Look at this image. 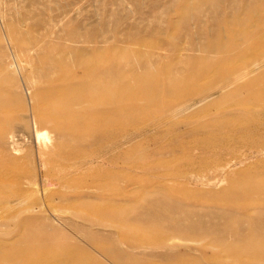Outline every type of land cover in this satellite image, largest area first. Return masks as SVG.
Returning a JSON list of instances; mask_svg holds the SVG:
<instances>
[{"label":"rangeland","instance_id":"rangeland-1","mask_svg":"<svg viewBox=\"0 0 264 264\" xmlns=\"http://www.w3.org/2000/svg\"><path fill=\"white\" fill-rule=\"evenodd\" d=\"M236 1L240 5L242 0ZM62 5L68 13L65 29L59 27L60 19L54 13V35L59 34L66 42L71 41L70 33L79 32L84 37L82 44L66 42L42 49L35 63L19 70L10 61L11 52L0 47V77L13 80L16 95L6 103L11 97L0 88V246L19 227L18 220H10V210L4 204L21 195L28 206L51 204L47 223L70 238L72 234L62 220L68 221L73 230H89L102 240L112 236L118 240L119 222L124 220L128 237L153 239L152 248L145 252L124 250L137 255L142 264H241L245 260L241 254L228 251L234 245V239L228 237L241 229L245 233L257 230L249 219H256L257 212L264 211V194L244 193L253 185L264 189V126L245 139L225 137L226 130L212 125L221 112L230 110L221 94L183 119L190 126L177 131L148 130L114 155L109 154L113 142L133 134L136 128L150 126L156 119L152 112L132 121L126 113L118 115L113 106V114L104 116L106 124L101 122V112L91 116L78 140H61L47 128L49 141L45 144L27 130L22 108L40 106L55 113L60 109L58 99L87 93L95 84L104 90L93 96L87 94L88 100L106 103L119 96L118 79L129 80L131 76L129 72L108 73V67H128L138 72L151 60L148 53L156 46L166 55L158 75L164 78L169 72L179 83L185 82L193 68L214 62L204 50L218 35L219 21L245 13L232 2H222L220 9L213 11L200 0H65ZM88 40L93 43L84 42ZM95 43L102 47L100 54L93 52ZM77 46L84 55L90 54L86 70L92 71L79 83L72 77L84 73L74 67L76 58L70 55ZM22 50L27 55V47ZM61 53L64 63L55 62ZM18 59L13 60L19 64ZM98 67L106 69L111 86L101 81ZM219 81L209 76L200 84L212 90ZM137 100L144 104L146 97L139 95ZM158 102L172 106L180 102V96L167 94ZM259 113L264 122V108ZM210 120L207 133L201 127ZM56 143L67 150L87 148L91 157H110L89 171L64 178L72 171L74 160L45 166L40 155L42 146ZM210 145L211 150H206ZM181 227L186 229L184 235L176 233ZM162 231H166L164 237L159 236ZM168 238H175L177 249L160 248L170 243ZM10 263L14 264L11 260L0 264Z\"/></svg>","mask_w":264,"mask_h":264},{"label":"bare ground","instance_id":"bare-ground-1","mask_svg":"<svg viewBox=\"0 0 264 264\" xmlns=\"http://www.w3.org/2000/svg\"><path fill=\"white\" fill-rule=\"evenodd\" d=\"M12 1L0 0V35L2 37L0 47L5 46L6 51L11 52L10 61L18 70L27 64L35 63L42 49H52L55 44L66 42L75 45L83 43L84 37L79 32L70 33L71 41L66 40V42L65 38L63 41L59 34L54 35V30L57 28L52 25L54 13L60 19L59 27L65 29V20L68 16L66 8L62 5L65 0H23L21 4ZM200 1L202 5H210L213 11L220 9L222 2H232L234 6L237 5L236 9L245 13L244 16L233 15L229 16V19L224 18L219 21L218 35L216 37L212 35L215 37L214 40H210L204 50L206 54L213 56V63L193 68L189 72L187 81L179 83L169 72L164 78L158 75L166 55L160 46L153 47L148 53L151 60L145 63L138 72L131 71L128 67L115 65L108 67V73L114 74L119 71L120 74L127 75L129 72L131 76L129 80L118 79L119 96L110 98L106 103L88 100L87 94L93 96L104 90L100 87L101 85L95 84L89 87L87 93L69 99H58L57 106L60 109L55 113H48L40 106H35L31 110L22 108L25 112L23 121L32 137L38 140L43 139L46 144L49 141L47 131L49 128L58 134L61 140L67 138L78 140L84 134V127L91 116L101 112V122L106 124L104 116L108 118L110 114H113V106L117 107L118 115L126 113L132 121L142 114L152 112L156 119L150 126L142 129L136 128L133 134L123 135L121 139L113 142L109 154L114 155L117 151L131 146L138 134L148 130L177 131L182 127L190 126L183 119L194 108L211 104L216 94H221L228 102L230 110L221 112L220 117L214 120L212 125L220 131L226 130L225 137L230 139L251 137L256 128L264 126L263 114L259 113V109L264 108V0H242L240 5L236 0ZM227 32L229 35L225 34ZM84 42L93 43L89 40ZM95 44L93 52L100 54L102 47ZM23 46L27 47V55L23 53ZM70 55L76 58L73 61L74 67L84 73V76L74 75L72 81L82 82L88 74L91 75L92 71L86 70L88 58L91 56L90 54L84 55L79 48L73 49ZM18 56L23 60H19ZM15 57L20 61L19 64L13 60ZM62 57L63 53L57 60L54 58V61L64 63ZM44 58L48 59V57ZM105 70L98 67L96 72L101 81L111 86L113 82L109 75L104 73ZM32 71L37 72L35 69ZM209 76L220 80L212 90L211 87L206 88L200 84ZM0 88L5 89L11 97L6 103L16 98L13 80L0 77ZM167 94L179 95L180 102L172 106L160 105L159 99ZM139 95L146 97L144 104L138 102ZM118 120L122 122V117L120 116ZM201 128L207 130L208 133L211 120ZM87 150L82 147L78 150H67L61 144L56 143L51 147L42 146L40 155L45 166H54L58 162L74 160L72 171L64 177L73 178L89 171L93 165L107 161L110 157L108 154L91 157L88 156ZM206 150H211V145ZM194 184L198 182L194 181ZM244 193L264 194V189L253 185ZM26 200L24 196L16 195L4 204L5 208L10 210V220H18L16 224H19V227L13 232V237L0 246V263L11 260L14 264H142L137 255L127 254L124 250L128 249L135 253L145 252L152 248L153 239L128 237L123 224L125 221L122 219L119 222L121 225L118 228L120 237L118 240L116 237L111 239L113 236L110 239L106 236L108 239L102 240L96 233L89 230L75 231L68 221L62 220L61 224L72 234L71 238L66 237L47 223L46 215L52 213L51 204L37 203L35 206H28ZM249 223L250 225L254 223L258 229L249 230L246 233L241 229L232 233L228 240L232 237L234 245L228 251L231 254H241V257L245 259L241 264H264V211L257 212L256 219H249ZM178 229L176 233L181 235L186 233V229L182 227ZM199 230V233H203V229ZM165 232L162 231L159 236L164 237ZM168 242L170 243L160 248L173 249L176 247L175 238L169 239Z\"/></svg>","mask_w":264,"mask_h":264}]
</instances>
